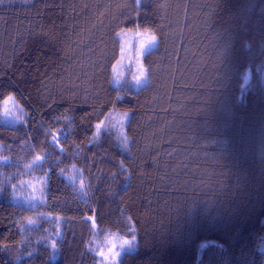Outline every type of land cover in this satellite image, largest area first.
<instances>
[{
	"label": "trees",
	"instance_id": "16d2710c",
	"mask_svg": "<svg viewBox=\"0 0 264 264\" xmlns=\"http://www.w3.org/2000/svg\"><path fill=\"white\" fill-rule=\"evenodd\" d=\"M124 30L157 39L139 89ZM107 235L116 264H264V0H0V264H99Z\"/></svg>",
	"mask_w": 264,
	"mask_h": 264
},
{
	"label": "rangeland",
	"instance_id": "374dc122",
	"mask_svg": "<svg viewBox=\"0 0 264 264\" xmlns=\"http://www.w3.org/2000/svg\"><path fill=\"white\" fill-rule=\"evenodd\" d=\"M124 31L119 36L121 53L113 70V83L118 87L128 80L135 89H139L147 82V74L142 64V58L147 52L156 47L157 39L150 32L134 34L131 31ZM153 38L155 39L153 40ZM129 49L132 50L129 51ZM127 69H130V71H126ZM4 104L1 110V119L12 123L18 121L20 108L13 101ZM128 118V113L114 112L109 116L107 124H113V127L117 128H115L116 131L122 132ZM38 164L39 161L32 166H37ZM42 183L43 179L34 174L31 168H29L23 180L18 182L19 188L15 191L16 200L25 206H34L38 202L39 197L41 199ZM124 241H128L129 243L125 244ZM134 247L135 244L132 240L121 238L117 235H107L101 241L94 242L93 245L100 260L99 264H116L123 253L133 251ZM110 249L111 251H109ZM100 253H103V255H100Z\"/></svg>",
	"mask_w": 264,
	"mask_h": 264
},
{
	"label": "snow or ice",
	"instance_id": "6c2138e0",
	"mask_svg": "<svg viewBox=\"0 0 264 264\" xmlns=\"http://www.w3.org/2000/svg\"><path fill=\"white\" fill-rule=\"evenodd\" d=\"M137 3H139V0H137ZM155 38H153V40H154ZM13 98L10 96V97H8V100H6L5 101V104H7L9 101H11ZM98 127H99V125H98ZM133 239H135V237H133ZM124 243L126 244V243H129L128 241H124ZM109 251H111V249L109 250ZM100 255H103V253H100ZM117 255H118V253H117Z\"/></svg>",
	"mask_w": 264,
	"mask_h": 264
},
{
	"label": "bare ground",
	"instance_id": "6f19581e",
	"mask_svg": "<svg viewBox=\"0 0 264 264\" xmlns=\"http://www.w3.org/2000/svg\"><path fill=\"white\" fill-rule=\"evenodd\" d=\"M120 123H121V122H120ZM122 124H123V123H122ZM122 124H121V125H122ZM122 127H123V126H122ZM115 128H116V127H115ZM116 129H117V128H116Z\"/></svg>",
	"mask_w": 264,
	"mask_h": 264
}]
</instances>
